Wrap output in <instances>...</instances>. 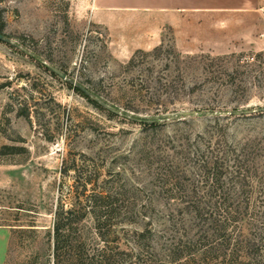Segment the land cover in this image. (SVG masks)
Segmentation results:
<instances>
[{
	"label": "rangeland",
	"instance_id": "rangeland-1",
	"mask_svg": "<svg viewBox=\"0 0 264 264\" xmlns=\"http://www.w3.org/2000/svg\"><path fill=\"white\" fill-rule=\"evenodd\" d=\"M91 8L92 0H0V27L15 43L0 41V264H54V211L62 197L71 203V188L82 190L83 155L101 167L102 179L127 182L134 222L121 233L122 249L133 257L129 264H169L174 248L188 257L203 223L156 187L149 162L152 155L166 157V142L178 149L186 135L197 139L212 128L229 143L262 140L261 173L252 179L262 192L251 202L257 208L224 223L225 236L215 237L246 253L254 251L252 241L264 249V24L256 26L250 16L221 34L216 26L159 34L146 19L115 28L95 24ZM255 56L263 66L245 88L235 90L225 78L205 96L173 91L167 112L156 114L149 81L178 78L185 64L193 65L187 72L192 81L204 57L232 70ZM43 63L121 114L98 107ZM202 111L210 116H173ZM146 119L157 126L140 122Z\"/></svg>",
	"mask_w": 264,
	"mask_h": 264
},
{
	"label": "trees",
	"instance_id": "trees-1",
	"mask_svg": "<svg viewBox=\"0 0 264 264\" xmlns=\"http://www.w3.org/2000/svg\"><path fill=\"white\" fill-rule=\"evenodd\" d=\"M3 27L1 25L0 33L5 35ZM158 51L160 48L155 49V52ZM135 58L136 55L129 64L133 65ZM258 59L257 56L252 57L228 70L220 59L204 57L198 68L194 69L196 76L200 74L195 81H189L187 75L193 69L191 64H185L179 69L181 74L178 78L165 76L149 81L147 88L154 91L152 99H156V114L167 112L164 106L173 91L185 94L201 92L205 96L213 93V86L225 78L235 90L245 88L248 81L256 78L257 68L263 66ZM74 88L89 101L102 107L80 89ZM109 112L119 115V111ZM203 112L207 113L183 112L179 113V117L195 114L207 117ZM125 114L122 113V116ZM223 114L225 116L229 113ZM162 118L165 117L157 119ZM154 120L140 122L154 127L157 126ZM212 129L210 134L200 135L197 139L186 135L178 149L168 148L172 142H166L165 148L171 150V153L167 152L165 158L152 155V161L149 162L156 187L167 198L185 204L190 216L203 223L199 229L200 234L190 239L194 253L181 257L178 255L179 249L174 248L169 255L174 263L172 261L169 264H178L180 261L182 264H264V249L259 248L254 241L248 244V248L254 251L246 253L241 247H228L224 244L225 239L215 237L218 234L225 236L227 228L223 226L224 223L240 219L246 214L252 216V210L257 208L251 202L262 192L252 185V179L261 173L258 146L262 140L257 137L253 141L249 139L229 143L227 138ZM83 156L86 159L87 156ZM84 159L82 190L71 188V203H67V197H62L54 211V264H129L133 257L130 252L122 249L121 233L124 232L125 224L134 222L127 182L122 178L117 183L113 179H102L101 167L95 163L88 164ZM67 172L69 170L65 168L64 173ZM117 174L120 176V173ZM86 220L89 222L86 223Z\"/></svg>",
	"mask_w": 264,
	"mask_h": 264
},
{
	"label": "crops",
	"instance_id": "crops-1",
	"mask_svg": "<svg viewBox=\"0 0 264 264\" xmlns=\"http://www.w3.org/2000/svg\"><path fill=\"white\" fill-rule=\"evenodd\" d=\"M263 10L264 0H92L91 20L115 28L146 19L158 27L159 34L165 28L177 34L185 29L203 33L216 26L221 34L223 27H237L250 16L256 26L264 24Z\"/></svg>",
	"mask_w": 264,
	"mask_h": 264
},
{
	"label": "water",
	"instance_id": "water-1",
	"mask_svg": "<svg viewBox=\"0 0 264 264\" xmlns=\"http://www.w3.org/2000/svg\"><path fill=\"white\" fill-rule=\"evenodd\" d=\"M0 41L10 44V45H15V43L9 39L8 37H6L5 35L0 33ZM35 57V56H34ZM44 66L51 72L54 73L55 75H57L58 77H60L61 79L67 81L69 84L73 85L74 87L80 89L85 95H87L88 97L93 98L94 100H96L104 109L108 110V111H112V112H117L111 105L107 104L106 102H104L101 98L95 96L91 91H89L88 89H86L84 86H82L81 84L77 83L75 80L68 78V76L62 72L60 69H58L57 67H54L50 64L47 63H43ZM259 111L261 113H264V107L260 108ZM118 114H121L120 112H117ZM240 114H245L244 112H240ZM132 114H125L124 116L127 119H133V120H137L131 117ZM179 114H175L173 116H178ZM203 115L205 116H210V114L203 112Z\"/></svg>",
	"mask_w": 264,
	"mask_h": 264
}]
</instances>
